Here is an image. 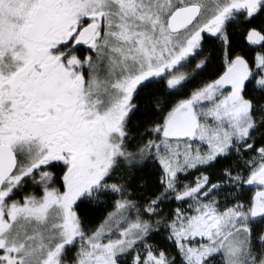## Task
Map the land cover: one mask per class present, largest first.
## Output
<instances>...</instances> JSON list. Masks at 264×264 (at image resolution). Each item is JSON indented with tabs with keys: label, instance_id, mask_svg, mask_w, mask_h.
Listing matches in <instances>:
<instances>
[{
	"label": "snow or ice",
	"instance_id": "snow-or-ice-1",
	"mask_svg": "<svg viewBox=\"0 0 264 264\" xmlns=\"http://www.w3.org/2000/svg\"><path fill=\"white\" fill-rule=\"evenodd\" d=\"M0 264H264V0H0Z\"/></svg>",
	"mask_w": 264,
	"mask_h": 264
}]
</instances>
